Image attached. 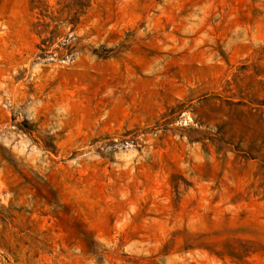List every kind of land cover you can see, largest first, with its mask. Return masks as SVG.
Segmentation results:
<instances>
[{
  "label": "rangeland",
  "instance_id": "1",
  "mask_svg": "<svg viewBox=\"0 0 264 264\" xmlns=\"http://www.w3.org/2000/svg\"><path fill=\"white\" fill-rule=\"evenodd\" d=\"M0 264H264V0H0Z\"/></svg>",
  "mask_w": 264,
  "mask_h": 264
}]
</instances>
